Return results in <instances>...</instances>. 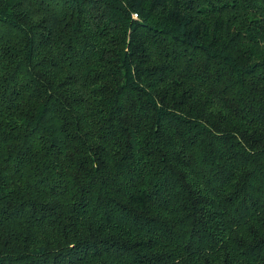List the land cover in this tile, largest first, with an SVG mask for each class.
Here are the masks:
<instances>
[{
  "label": "trees",
  "instance_id": "trees-1",
  "mask_svg": "<svg viewBox=\"0 0 264 264\" xmlns=\"http://www.w3.org/2000/svg\"><path fill=\"white\" fill-rule=\"evenodd\" d=\"M0 264H264V0H0Z\"/></svg>",
  "mask_w": 264,
  "mask_h": 264
}]
</instances>
